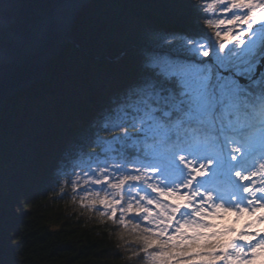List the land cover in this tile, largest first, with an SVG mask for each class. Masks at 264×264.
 <instances>
[{
    "label": "snow or ice",
    "instance_id": "snow-or-ice-1",
    "mask_svg": "<svg viewBox=\"0 0 264 264\" xmlns=\"http://www.w3.org/2000/svg\"><path fill=\"white\" fill-rule=\"evenodd\" d=\"M168 6L186 26L129 22L149 46L138 68L107 69L128 82L87 126L74 119L92 91L82 63L107 46L104 32L83 34L73 16L0 18V192L71 132L79 140L53 183L134 234L149 264H255L264 255V233L249 230L264 224V0ZM78 32L77 56L46 75L44 54ZM76 152L89 158L80 173ZM110 153L112 163L99 159ZM225 214L250 219L220 229L213 219Z\"/></svg>",
    "mask_w": 264,
    "mask_h": 264
},
{
    "label": "trees",
    "instance_id": "trees-1",
    "mask_svg": "<svg viewBox=\"0 0 264 264\" xmlns=\"http://www.w3.org/2000/svg\"><path fill=\"white\" fill-rule=\"evenodd\" d=\"M169 4L170 0H86L79 8L75 18L83 34L102 31L109 43L93 49L82 63L81 70L91 81L92 91L74 114L78 125H89L95 109L128 82V76L107 69L129 63L138 68L149 46L146 40L136 37L129 22L139 21V27L157 30L186 26ZM80 42L81 32L73 40L61 41L44 73L55 76L77 56L76 45ZM117 50H123V55L114 59ZM65 139L66 143H53L41 155L29 177H8V189L2 192L7 196L3 197L7 200L3 202L6 213L0 212V264H149L134 234L98 211L82 206L81 194L73 192L70 185H64L61 192L53 183L54 175L64 174L66 165L62 157L73 150L79 137L70 132ZM75 155L74 163L81 166L76 172L80 173L81 168H87L89 158L82 152ZM99 159L112 163L117 156L110 153ZM67 171L70 173L71 168L67 167ZM52 187L56 190H50ZM249 218L237 221L228 214L224 221L213 222L220 229L230 226L243 230ZM262 225L256 224L249 230L264 233ZM204 242L199 241L201 245Z\"/></svg>",
    "mask_w": 264,
    "mask_h": 264
},
{
    "label": "water",
    "instance_id": "water-1",
    "mask_svg": "<svg viewBox=\"0 0 264 264\" xmlns=\"http://www.w3.org/2000/svg\"><path fill=\"white\" fill-rule=\"evenodd\" d=\"M86 0H0V18L6 14L19 15L31 18L37 22L56 16H73L77 14L79 8ZM14 4L19 7L5 9L4 5ZM68 5H77L69 7ZM60 42L52 45L43 57V71H45L52 57L59 48ZM2 98V97H0Z\"/></svg>",
    "mask_w": 264,
    "mask_h": 264
},
{
    "label": "rangeland",
    "instance_id": "rangeland-1",
    "mask_svg": "<svg viewBox=\"0 0 264 264\" xmlns=\"http://www.w3.org/2000/svg\"><path fill=\"white\" fill-rule=\"evenodd\" d=\"M209 2H210V0H209ZM85 4V3H84ZM123 55V50H117L116 52H114V59H117V58H119L120 56H122ZM4 196H6L5 194H2V192H1V194H0V212H3V213H6V210H4V207H5V204H3V202H7V200H6V198H4L3 199V197ZM7 197V196H6ZM2 199H3V201H2ZM227 216H228V214H225L224 215V218L223 219H220V218H214L213 219V221H224V219H226L227 218ZM250 219V218H249ZM264 225V224H263ZM262 225V226H263ZM219 226V225H218ZM4 227V229H6L7 231H10L11 229H10V227L8 228H5L6 226H3ZM255 264H264V255H262L260 258H258L257 260H256V262H255Z\"/></svg>",
    "mask_w": 264,
    "mask_h": 264
}]
</instances>
